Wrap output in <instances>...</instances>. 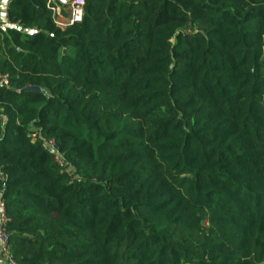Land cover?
<instances>
[{
	"label": "trees",
	"instance_id": "1",
	"mask_svg": "<svg viewBox=\"0 0 264 264\" xmlns=\"http://www.w3.org/2000/svg\"><path fill=\"white\" fill-rule=\"evenodd\" d=\"M51 8L10 0L0 26L17 264H264V0Z\"/></svg>",
	"mask_w": 264,
	"mask_h": 264
},
{
	"label": "built area",
	"instance_id": "2",
	"mask_svg": "<svg viewBox=\"0 0 264 264\" xmlns=\"http://www.w3.org/2000/svg\"><path fill=\"white\" fill-rule=\"evenodd\" d=\"M85 0H58V5L51 8L53 17L55 20V24L64 28L67 25H72L74 23H78L82 19L83 15V6ZM51 3V0H49ZM8 5L10 0L7 1ZM7 5V7H8ZM67 8L68 14L64 20H60V16L62 13V9ZM10 25L7 8L4 12H0V26L5 27ZM12 27H17V25L13 24ZM9 87V76L8 74L0 72V88H8ZM44 148L48 149L50 153H54L56 148L53 141H49L44 145ZM56 162L62 166V161L56 157ZM3 174L0 171V181L3 180ZM7 223L8 218L6 215L5 203L0 197V264H17V262L12 257V249L10 245V236L7 231Z\"/></svg>",
	"mask_w": 264,
	"mask_h": 264
},
{
	"label": "crops",
	"instance_id": "3",
	"mask_svg": "<svg viewBox=\"0 0 264 264\" xmlns=\"http://www.w3.org/2000/svg\"><path fill=\"white\" fill-rule=\"evenodd\" d=\"M8 0H1L0 1V12H4L7 8V3ZM51 3L56 7L58 5V0H51ZM68 14V9L67 8H63L62 9V13H61V16H60V20H64L65 17L67 16Z\"/></svg>",
	"mask_w": 264,
	"mask_h": 264
},
{
	"label": "water",
	"instance_id": "4",
	"mask_svg": "<svg viewBox=\"0 0 264 264\" xmlns=\"http://www.w3.org/2000/svg\"><path fill=\"white\" fill-rule=\"evenodd\" d=\"M25 91L39 92V93L43 92L42 89H39V88H36V87H27V88H25Z\"/></svg>",
	"mask_w": 264,
	"mask_h": 264
}]
</instances>
